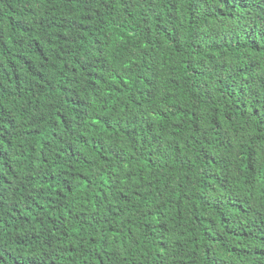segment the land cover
<instances>
[{"label":"trees","instance_id":"obj_1","mask_svg":"<svg viewBox=\"0 0 264 264\" xmlns=\"http://www.w3.org/2000/svg\"><path fill=\"white\" fill-rule=\"evenodd\" d=\"M0 264H264V0H0Z\"/></svg>","mask_w":264,"mask_h":264}]
</instances>
